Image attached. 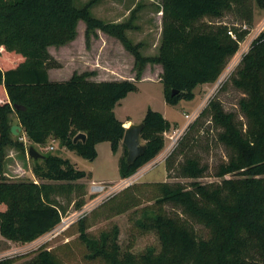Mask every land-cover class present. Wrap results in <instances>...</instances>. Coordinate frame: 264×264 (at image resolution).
Returning a JSON list of instances; mask_svg holds the SVG:
<instances>
[{
  "label": "trees",
  "instance_id": "obj_1",
  "mask_svg": "<svg viewBox=\"0 0 264 264\" xmlns=\"http://www.w3.org/2000/svg\"><path fill=\"white\" fill-rule=\"evenodd\" d=\"M253 2L264 8V0H163L159 52L145 56L142 43H133L126 34L137 27L134 12L125 22H104L92 15L91 3L78 7L74 0H0V204L7 205L0 209L1 233L29 242L50 232L62 218L55 194L70 191L74 185L83 188L74 183L88 176L69 159L42 153L33 158V171L49 181L6 180V147L25 150L23 141L13 137L11 114L33 144L44 146L48 138L58 139L62 146L93 161L98 156L97 144L109 141L116 153L125 126L115 107L138 89L136 82L142 79L145 66L162 65L160 81L167 103L194 99L195 88L218 79L248 33L228 24L210 26L198 21L205 16L221 17L230 9L250 21ZM80 20L87 25V37L99 28L122 41L135 57V79L97 81L90 78L94 72L88 71L74 72L65 80L50 78L49 68L55 62L48 47L74 40ZM234 82L247 93L240 106L249 126L244 129L236 114L225 111L220 101H211L202 114L210 111L213 121L224 128L220 140L232 150L218 175L238 173L240 177L210 183L195 180L191 188L178 182L148 183L155 202L142 206L136 221L142 231L156 233L159 249L123 250L117 225L95 236L87 231V218H82L79 238L89 259L103 264H264V32L244 55ZM142 122L146 150L128 163V149L123 144L124 155L119 159L122 178L132 176L161 151L164 133L172 127L170 120L151 107ZM80 132L86 139L74 141ZM205 171L206 166L196 158H188L181 168L183 176L192 178ZM114 197L111 210L115 214L140 205L129 186ZM169 203L208 228L209 237L200 236L180 214L168 213L165 206ZM82 205L83 201L78 202ZM16 259L6 257L0 264H17ZM25 264H64V260L53 249L43 247Z\"/></svg>",
  "mask_w": 264,
  "mask_h": 264
},
{
  "label": "rangeland",
  "instance_id": "obj_2",
  "mask_svg": "<svg viewBox=\"0 0 264 264\" xmlns=\"http://www.w3.org/2000/svg\"><path fill=\"white\" fill-rule=\"evenodd\" d=\"M162 1L74 0L78 7L91 3L92 15L104 22H125L131 19L134 12L133 25L137 27L128 29L126 34L133 43H142L141 51L145 56L156 55L159 52L163 29ZM251 8L250 21L233 9L226 11L221 17L205 16L198 21L210 26L228 24L231 28L247 29L248 33L240 42L235 55L228 59L218 79L209 82L208 85L200 84L195 90L194 99H183L176 105L167 103L164 84L159 80L163 67L161 64L148 63L142 75V79L143 77L148 79L137 81L138 89L130 92L121 104L117 105L116 115L122 121L129 119L131 123H141L148 108L151 107L161 112L172 124L164 133L165 145L161 151L132 176L119 178V159L124 155L122 142L116 155L110 144L100 145L99 157L92 161L62 146L58 139L48 138L43 146L33 144L23 128L19 135L13 134L15 139L23 141L25 150L22 151L16 146L6 147L3 165L6 180L49 181L35 175L33 171L35 163L28 153L30 146H34L43 154L67 158L78 169L92 171L93 177L88 173L87 177L74 183L83 185V188L74 185L70 191L55 194L62 207V218L50 232L33 241L21 242L6 237L0 231V259L14 257L17 258V264H25L45 247L53 249L64 260V264H103L99 259H89L86 256L87 247L79 238V221L85 217L88 223L87 231L95 236L117 225L120 231L119 242L123 250L140 253L148 246L159 249L160 242L156 233L142 231L136 221L140 216V208L155 202L152 186L147 185L148 183L178 182L191 188V183L195 180L210 183L221 182L224 178L240 177L238 173H228L224 177L218 175L220 165L228 162L232 150L220 140L219 136L224 128L213 121L210 111L204 114L202 112L209 107L211 101H220L225 111L236 114L244 129L249 126L248 118L240 106L241 99L247 96V93L235 84L234 79L238 76L244 55L258 35L264 32V8H260L254 2ZM86 28L85 21L80 20L74 40L60 46L48 47V52L55 62L49 68L50 78L65 80L74 72L88 71L94 72L90 78L95 77L96 80L110 77L107 73L105 76L99 74L100 71H108L124 79L128 77L135 79L137 72L135 57L125 48L122 41L99 28L87 37ZM232 35L235 37V32ZM186 114H193L192 119L188 120ZM11 120L13 124H18L14 113L11 114ZM142 143L146 141L142 139ZM188 158H196L200 164L206 166L203 176L192 178L182 175L181 168ZM96 186L102 188L97 189ZM128 186L130 193L140 200V205L123 213H112L114 196H119ZM80 201H83L82 206H78ZM6 208L5 203L0 204L1 210ZM165 208L172 215L180 214L188 219L200 236L209 237V229L183 213L181 207L169 203Z\"/></svg>",
  "mask_w": 264,
  "mask_h": 264
},
{
  "label": "water",
  "instance_id": "obj_3",
  "mask_svg": "<svg viewBox=\"0 0 264 264\" xmlns=\"http://www.w3.org/2000/svg\"><path fill=\"white\" fill-rule=\"evenodd\" d=\"M144 123H131L125 127V133L122 139V143L128 149L127 161L128 163H133L139 156L143 155L146 150V144L142 143V130ZM22 130V126L20 124H13L11 126V131L14 135H19ZM86 134L83 132L78 133L74 141H78L80 139L85 140ZM28 153L31 157L37 159L43 156L41 152H39L34 146H30Z\"/></svg>",
  "mask_w": 264,
  "mask_h": 264
},
{
  "label": "crops",
  "instance_id": "obj_4",
  "mask_svg": "<svg viewBox=\"0 0 264 264\" xmlns=\"http://www.w3.org/2000/svg\"><path fill=\"white\" fill-rule=\"evenodd\" d=\"M93 69V68H92ZM95 69V68H94ZM100 71V70H99ZM116 72V71H115ZM103 73V74H102ZM105 73H107V74H109V76L110 77H101V78H97L96 80H98V81H101V80H116V79H124V77H118V76H116V74H112L113 72H102V71H100L99 72V74H101V75H106ZM117 73V72H116ZM91 79H93V80H95V77H91ZM128 79H133L132 77H128ZM144 79H148V77H143V79H141V80H144ZM159 80H160V78H159ZM208 84H210L209 82H207V83H203V85H208ZM198 86H200V85H198ZM197 86V87H198ZM196 87V88H197ZM196 88H195V90H196ZM194 90V91H195ZM195 94H196V92H195ZM128 96V95H127ZM123 100V99H122ZM122 100L118 103V104H121V102H122ZM117 104V105H118ZM117 105H116V107H117ZM116 107H115V109H116ZM115 112H116V110H115ZM129 124H131V120H129V119H127V121H124V125L125 126H128ZM104 143H107L108 145L110 144V142L109 141H103V142H100V143H98L97 144V146H96V148H97V152H98V156H97V158L99 157V146L100 145H102V144H104ZM110 146H111V144H110ZM112 149V148H111ZM113 151V150H112ZM114 153V152H113ZM115 154V153H114ZM116 155V154H115ZM87 173H91L92 174V177H93V173H92V171H86ZM119 178H122L121 176L119 177Z\"/></svg>",
  "mask_w": 264,
  "mask_h": 264
},
{
  "label": "built area",
  "instance_id": "obj_5",
  "mask_svg": "<svg viewBox=\"0 0 264 264\" xmlns=\"http://www.w3.org/2000/svg\"><path fill=\"white\" fill-rule=\"evenodd\" d=\"M186 117H187L188 120H190V119H192L193 114H186ZM171 138H173V137H171ZM173 139H174V138H173ZM96 188H97V189H98V188H102V186H96Z\"/></svg>",
  "mask_w": 264,
  "mask_h": 264
}]
</instances>
